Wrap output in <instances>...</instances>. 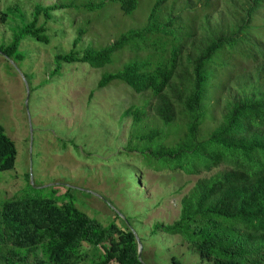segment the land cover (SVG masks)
<instances>
[{
	"label": "trees",
	"instance_id": "16d2710c",
	"mask_svg": "<svg viewBox=\"0 0 264 264\" xmlns=\"http://www.w3.org/2000/svg\"><path fill=\"white\" fill-rule=\"evenodd\" d=\"M187 1L174 11L179 1L154 0L140 28L121 33L99 49L73 50L84 32L78 29L73 48L53 56L55 67L48 77L57 74L61 64H86L95 69L110 63L111 56L125 48L135 54L148 51L143 58L126 62L119 71L102 74L96 83L99 90L118 81L132 93L149 95L141 108L129 107L122 112V117L131 119L126 146L137 141L154 167L170 165L171 170L186 175L219 169L197 179L179 199L177 219L169 225L154 224L152 233L179 236L206 264H264V91L257 85L264 78V66L254 65V74L237 78L240 84L225 101L220 121L205 138H198L202 120H213L207 114L218 100L215 92L221 94L229 80L219 78L218 85L214 82L222 59L216 54L236 44L239 32L233 31L255 11L257 0L233 3L227 13L233 21L226 26L211 22L205 13L210 8L207 0H196L204 12L199 15L193 11L196 3L188 5ZM106 3L117 5L122 15H130L138 0H103L74 10L91 12ZM241 6H248L245 14ZM65 7L35 4L31 21L11 30L10 41L0 44V55L5 61L21 62V40L47 42L43 25L36 26L37 17L47 21L51 13ZM187 12L192 15L185 17ZM8 15L21 18L13 7L0 14V21ZM200 18L199 26L194 27V20ZM195 29L201 30L199 39H193ZM47 82L45 79L42 84ZM27 87L29 93L34 89L28 83ZM146 105H151L149 118L143 109ZM138 128L141 133L135 135ZM169 133L174 138L165 144ZM14 157V145L0 126V172L12 168ZM53 197L13 196L0 203V264H90L84 245L102 249L96 264H141L136 235L126 224L102 226L79 211L67 195ZM36 251L40 257L32 258ZM167 264L182 263L173 256Z\"/></svg>",
	"mask_w": 264,
	"mask_h": 264
},
{
	"label": "rangeland",
	"instance_id": "374dc122",
	"mask_svg": "<svg viewBox=\"0 0 264 264\" xmlns=\"http://www.w3.org/2000/svg\"><path fill=\"white\" fill-rule=\"evenodd\" d=\"M101 1L0 0V14L13 7L21 14V18L8 15L6 20L0 21V44L10 41L14 27L31 21L35 4L66 6L51 13L47 21L41 15L37 17L36 26L43 25L47 42L21 40L18 47L24 55L21 62L10 64L0 55V126L15 149L12 168L0 172V203L13 196L48 199L51 195L56 198L64 194L79 211L102 226L113 222L118 227L126 224L133 230L140 241L141 264H167L173 256L182 264H206L179 236L152 233L151 227L175 221L181 196L197 179L219 169L186 175L180 170H171L170 165L154 167L153 160L144 157L139 142L131 140L126 146L131 119L122 117V112L129 107L141 108L145 100L149 101V95L132 93L118 81L96 89L102 74L115 73L126 62L134 57L143 58L148 51L135 54L125 48L114 53L110 63L95 69L86 64H61L57 74L48 77L55 67L53 56L73 48L78 29L84 32L73 50L105 47L121 33L140 28L154 2L138 0L137 8L130 15H122L117 5L111 3L91 12L74 10ZM177 1L174 11L183 4V0ZM236 1L207 0L210 8L205 13L211 22L220 21L226 26L233 19L227 13ZM190 3H196L195 13H204L196 0L187 1L188 5ZM247 7L241 6L244 14ZM254 10L245 23H239L233 31L239 32L236 44L225 46L216 54L222 59L219 60L220 75H215L214 82L219 78L229 80L221 94L215 90L220 95L217 97L215 92L214 98L218 100L207 114L213 120L205 119V123L202 120L199 139L205 138L220 121L225 101L232 98L240 84L237 78L254 74V65L264 66V0H257ZM164 12L163 9L162 14ZM191 15L192 12L184 14L185 17ZM200 21L201 18L195 19L194 27H198ZM200 35L201 30L195 29L193 39H199ZM22 77L34 88L31 93L28 91L27 109ZM45 79L48 82L42 84ZM257 85L264 91V78ZM150 106L143 107L147 118L151 116ZM141 130L138 128L135 135ZM173 138L169 133L165 144L171 143ZM132 147H136L135 151L128 150ZM84 249L90 264H96L102 249L91 250L87 245ZM34 257H40L37 251Z\"/></svg>",
	"mask_w": 264,
	"mask_h": 264
},
{
	"label": "water",
	"instance_id": "95a60500",
	"mask_svg": "<svg viewBox=\"0 0 264 264\" xmlns=\"http://www.w3.org/2000/svg\"><path fill=\"white\" fill-rule=\"evenodd\" d=\"M8 62L10 64H12V61L8 60ZM22 82H23L24 89H25L24 107H25V109H27L28 87H27L26 81H25V79L23 77H22ZM135 239H136V243H137V252H136L137 253V258L139 259L140 244H139V241H138L137 237Z\"/></svg>",
	"mask_w": 264,
	"mask_h": 264
}]
</instances>
